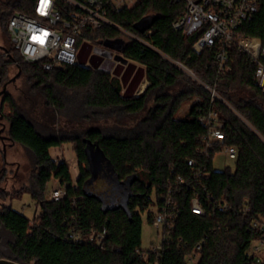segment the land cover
Segmentation results:
<instances>
[{"label": "trees", "instance_id": "1", "mask_svg": "<svg viewBox=\"0 0 264 264\" xmlns=\"http://www.w3.org/2000/svg\"><path fill=\"white\" fill-rule=\"evenodd\" d=\"M34 1L0 0L1 30L5 24L0 85L9 81L11 68L16 67L17 76L29 86L27 92L40 98L38 112L46 107L37 115V124L44 125L40 130L9 91L0 102L9 138L31 154L36 168L29 189L23 184L9 191L0 184V197H10L12 202L30 192L42 208L30 218L11 203L0 204V229L13 237L7 244L11 254L6 257L20 264H257V257L248 249L255 240L264 239L260 224L264 216V93L255 84V64L248 54L231 44L230 70L219 73L215 49L205 47L197 53L193 44L200 34L184 35L173 27L182 14V3L135 0L131 7L116 8L109 2V19L136 38L124 39L113 26L87 30L86 34L94 43L122 39L124 57L143 65L149 85L133 97L123 91L122 80L110 73L108 61L100 63L93 55L90 65L78 62L53 70L23 62L11 45L8 20L13 9L31 13ZM146 25L149 27L143 31ZM246 35L264 44V1L241 26L239 36ZM174 61L214 86L226 102L217 98L211 102L210 91L185 75ZM196 97L199 100L185 115L176 117L180 106ZM210 108L224 124L225 140L204 162L209 176L197 179V186L179 185L178 175H193L187 160L202 158L199 151L206 146L207 128L198 116ZM63 143L75 144L76 183L69 163H56L50 154L51 147ZM89 143L101 149L118 183L131 180L122 203L109 204V187L98 194L88 184L92 177ZM225 146L237 149L234 166L215 170L214 155ZM53 178L65 186L59 200L45 194ZM201 186L206 190L201 191ZM170 190L179 211L171 240L156 251H145L141 247V214L150 206L159 208ZM206 192L211 194L210 200ZM197 193L204 205L202 214L191 210V199ZM222 202L230 207H219ZM152 213L148 212L149 221ZM103 229L101 243L69 238L71 230L90 235ZM200 243L197 259L190 261L189 254Z\"/></svg>", "mask_w": 264, "mask_h": 264}, {"label": "built area", "instance_id": "2", "mask_svg": "<svg viewBox=\"0 0 264 264\" xmlns=\"http://www.w3.org/2000/svg\"><path fill=\"white\" fill-rule=\"evenodd\" d=\"M173 3L184 5L182 14L173 22V27L184 35L199 33V39L193 44V49L200 53L205 47L215 49L219 61V73L229 71V47L236 43L239 49L247 53L255 64L254 81L264 93V44L259 38L239 36L241 26L251 20L259 11L264 0H170ZM116 8L131 7L135 0H35L31 13L13 9L8 20V34L14 50L20 52L22 61L26 63H40L45 70L64 64L78 63V53L83 42H90L87 30H96L103 26L118 27L108 17V3ZM124 39L136 38V35L123 27H118ZM6 56V53L3 54ZM14 63H17L14 62ZM176 66L185 68L189 76H195L189 68L180 62H173ZM178 63V64H177ZM1 65V63H0ZM179 67V66H178ZM184 70V71H185ZM200 83L210 91L211 102L215 98L224 102L214 86L202 81ZM196 97L194 101H198ZM198 120L207 128L205 136L206 146L201 149V159L189 158L188 166L194 169L191 178L178 175L176 183L179 185H193L202 177L210 175L206 169L205 161L211 157V152L216 145H222L225 140L224 124L219 120L217 112L210 108L198 116ZM226 152L234 160L237 149L234 146H225ZM201 191L206 190L203 186ZM200 192V191H199ZM65 194V186L61 183L53 188L50 199L59 200ZM210 200L211 194L206 192ZM162 204L155 207L151 222L156 227L162 226L163 243L171 240L178 216V205L172 197L171 190L163 196ZM11 203V202H10ZM219 207L228 209L227 202L219 203ZM191 210L194 213H204V205L199 193L191 199ZM256 225V224H255ZM106 229L82 235L80 231L71 230L69 238L74 241H97L101 243ZM264 250V239H259ZM257 257V264H263V258ZM161 248V247H160ZM202 244H198L195 251L189 254V260L195 261Z\"/></svg>", "mask_w": 264, "mask_h": 264}, {"label": "rangeland", "instance_id": "3", "mask_svg": "<svg viewBox=\"0 0 264 264\" xmlns=\"http://www.w3.org/2000/svg\"><path fill=\"white\" fill-rule=\"evenodd\" d=\"M1 26H2V30L5 29V24H1ZM2 30L0 29L1 43L3 41V38H5V30L4 31ZM80 54H82V58L79 56L78 62H82L84 57H85V61L88 62L90 61V57L92 55L94 59H97L100 63H103L106 60L107 61L111 60L112 63L115 62L114 50L106 47L103 42H96V43L91 41L83 42L80 47ZM89 64L90 62H88V65ZM178 66L185 73V75H187L191 79L200 82L197 76H189V74L186 73L184 67H182L179 64ZM16 70H17L16 67L11 68L9 81H7V83L5 84L0 85V102L3 93L5 91H9L18 101V103L22 106V108L27 113V115L33 121H36L35 123L37 124V122H39L37 121L39 116L38 113H40L41 115V113H43V111L46 110V107L43 106L44 110L43 108H41L40 111L38 112L39 107L37 106H39L40 98L34 99L33 97H31L32 95H30L29 92H27L29 87L28 84L25 82L24 79H22V77L17 76ZM109 71L112 75L116 76L113 69ZM241 90L242 89H239L238 92H242ZM219 96L222 98L221 95ZM34 100H36V103L34 102ZM193 102L194 100L184 102L180 106L176 114V117H183ZM228 106L233 109V107H231L230 104ZM234 111L243 121L246 122V119L242 115L236 112V110ZM8 126H9L8 122L4 118L0 117V176H1L0 184L5 186L9 191L18 190L20 189L21 186H23V184L26 186V188L29 189L32 186L33 173L36 172L35 164L33 163V159H32L33 157L28 151L24 150L22 145L18 143H14L9 138ZM43 126L40 124L38 125V127H40V130L41 127ZM66 146L67 147L64 150V153L66 152L65 153L66 157L63 156L62 160L56 158L58 156L57 149H51L52 158L56 163H60L63 161L69 163L71 167L72 175L75 177L77 164H78L76 153L73 150V148H75V144L69 143ZM213 165L215 170H224L228 166L231 167L234 166V159L230 158L226 152H217L213 158ZM52 181L54 183L56 182L55 179H52ZM90 185H94V190L98 194H102V191L105 190V188L109 187L108 188V190L110 189L109 191L110 193L108 195V199L110 201L109 204H119L123 202V199L126 194V185L117 182V180L114 178L113 174L111 173L110 165L107 162L104 163L102 162V172ZM50 193L49 192L45 193L47 198L50 197ZM10 202H11L10 197H6V198L0 197V204L3 203L9 205ZM11 204L15 210L21 211L23 214H25L30 218L34 217L38 212L37 202L30 192H24L21 197L14 198ZM150 210H153L155 212L156 208L154 207V205L150 206L149 209L142 212L141 214L143 221L141 247L145 251H147L148 249L156 251L163 244L162 226L156 227L152 224L151 221L148 220V212ZM260 224L264 226V216L261 218ZM12 238L13 237L8 232H6L3 229H0V255L4 256L0 258H7L11 254L7 244L9 243L10 240H12ZM252 247L253 248L260 247L259 249H255L254 251L251 249L250 252H254L255 255L260 256L262 258L264 257V250L261 246L260 240H255L253 242Z\"/></svg>", "mask_w": 264, "mask_h": 264}, {"label": "crops", "instance_id": "4", "mask_svg": "<svg viewBox=\"0 0 264 264\" xmlns=\"http://www.w3.org/2000/svg\"><path fill=\"white\" fill-rule=\"evenodd\" d=\"M79 56L82 58V54H80V51L78 53V58ZM82 62H85V65H88V62L85 61V57ZM109 65H111L110 70L113 69L114 73L116 76H118L122 80L123 84V91L130 96H138L141 94L146 87L149 84V81L147 80V77L145 75V70L143 65L133 62L131 60H128L127 63H121L119 61H116L114 63L108 61ZM90 65V64H89ZM69 143H63L61 146H56V147H51L50 148V154L51 149H57L58 156L56 158L63 159V156H65L64 150L66 149V145ZM75 151V148H73ZM76 153V152H75ZM70 173L71 177L73 180V183H76L78 177H79V165L77 164V170H76V176L74 177L71 172V167H70ZM54 179V178H53ZM55 183L51 181L47 184L46 187V192L50 193V191L58 186L60 184L59 180L55 179ZM50 198V197H49ZM42 212V208L38 206V212L36 215Z\"/></svg>", "mask_w": 264, "mask_h": 264}, {"label": "water", "instance_id": "5", "mask_svg": "<svg viewBox=\"0 0 264 264\" xmlns=\"http://www.w3.org/2000/svg\"><path fill=\"white\" fill-rule=\"evenodd\" d=\"M148 27L149 25H146L142 28V30L144 31ZM103 43L106 47L114 50V59L116 61L127 63L128 59L124 57L123 55L124 41L122 39L106 40ZM88 155H89L90 166H91V171H92V177L88 183L90 185L95 181V179L102 172V162L103 163L105 162V157L101 149H99L98 147H95L91 143H89ZM122 184H125L126 187H129L131 184V180L123 182ZM125 197L127 198L126 194H125ZM0 264H20V263L16 262L15 260L9 259V258H0Z\"/></svg>", "mask_w": 264, "mask_h": 264}, {"label": "flooded vegetation", "instance_id": "6", "mask_svg": "<svg viewBox=\"0 0 264 264\" xmlns=\"http://www.w3.org/2000/svg\"><path fill=\"white\" fill-rule=\"evenodd\" d=\"M0 117H1V118H4V117H2L1 115H0Z\"/></svg>", "mask_w": 264, "mask_h": 264}]
</instances>
